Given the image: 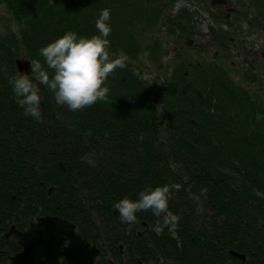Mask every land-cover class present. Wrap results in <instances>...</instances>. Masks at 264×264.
Masks as SVG:
<instances>
[{"label":"trees","instance_id":"trees-1","mask_svg":"<svg viewBox=\"0 0 264 264\" xmlns=\"http://www.w3.org/2000/svg\"><path fill=\"white\" fill-rule=\"evenodd\" d=\"M179 1L0 0L19 28L0 36L5 258L18 249L15 240H5L14 225L22 229L27 220L48 215L75 224L115 222L111 212L125 196L135 200L146 187L179 184L169 200V210L179 218L175 228L157 234L158 217L150 210L138 212L134 222L150 227L149 238L162 257L176 264H264L262 96L236 84L215 62H183L169 80L153 82L158 108L138 65L143 55L155 61L164 55L160 43L148 39L151 34L193 33V14H172ZM105 8L111 13L109 51L125 62L107 78L108 99L73 112L31 77L39 88L41 120L25 115L9 83L19 74L15 60L43 63L40 49L68 31L96 34ZM254 8L252 23L264 29V2L255 1ZM209 31L222 49L232 45L229 33L215 26ZM158 69H163L159 63ZM4 256L0 264H8Z\"/></svg>","mask_w":264,"mask_h":264},{"label":"clouds","instance_id":"clouds-1","mask_svg":"<svg viewBox=\"0 0 264 264\" xmlns=\"http://www.w3.org/2000/svg\"><path fill=\"white\" fill-rule=\"evenodd\" d=\"M110 19V10L102 9L95 23L96 34L89 37L68 31L40 49L43 63L30 62L31 76L54 93L57 104L76 112L108 99L107 78L117 68L125 67L123 58L109 51ZM9 83L25 115L41 120V97L33 79L19 73L10 77ZM180 188L179 184L149 186L139 193L138 199L125 196L114 208L121 221L127 223L135 222L138 212L150 210L158 217L154 230L160 234L164 227L175 228L178 224V216L169 210V200L173 190Z\"/></svg>","mask_w":264,"mask_h":264},{"label":"rangeland","instance_id":"rangeland-1","mask_svg":"<svg viewBox=\"0 0 264 264\" xmlns=\"http://www.w3.org/2000/svg\"><path fill=\"white\" fill-rule=\"evenodd\" d=\"M257 0H227L224 5H213L212 0H180L172 10L173 16L181 10L193 14L195 25L192 34L169 35L164 29L150 35L151 42L158 41L162 53L151 58L143 55L138 65L143 70L144 78L153 90V103L160 108L159 95L153 87V82L159 79L164 83L169 80L178 66L187 62L189 65L196 62L212 61L223 66L229 77L236 84L243 86L259 96L264 102V30L252 21L257 15L254 8ZM264 2V0H262ZM219 15L233 23H216L211 15ZM239 18V21H235ZM212 26L229 33L232 45L222 49L211 41L208 36ZM195 30L198 33H195ZM9 32L18 33L19 28L13 15L11 16L5 4L0 3V36ZM159 65L163 69H158ZM251 77H257L254 81Z\"/></svg>","mask_w":264,"mask_h":264},{"label":"water","instance_id":"water-1","mask_svg":"<svg viewBox=\"0 0 264 264\" xmlns=\"http://www.w3.org/2000/svg\"><path fill=\"white\" fill-rule=\"evenodd\" d=\"M30 62L26 58L16 59L17 72L26 73L31 78ZM114 215L120 218L117 210H114ZM12 235L19 238L22 251L11 258L10 264H94L95 256L99 253L76 234L72 222L58 216L38 217L26 232H19L13 226L5 237L8 239ZM232 255L246 260L239 253L232 252Z\"/></svg>","mask_w":264,"mask_h":264},{"label":"flooded vegetation","instance_id":"flooded-vegetation-1","mask_svg":"<svg viewBox=\"0 0 264 264\" xmlns=\"http://www.w3.org/2000/svg\"><path fill=\"white\" fill-rule=\"evenodd\" d=\"M212 1L213 5H224L227 2V0ZM262 30L264 29L262 28ZM114 210L116 209L114 208L111 214L115 222L73 223L76 234L80 235L83 240H86L91 248L99 252L95 256L94 264H176L173 260L162 257L160 251L154 247L149 238L150 227L148 225L122 222L120 218L114 215ZM37 218L35 220H27L25 228L20 229L14 226L17 231L26 232L30 228V224L35 222ZM5 240L6 244L9 240H15L18 246L14 255L6 256V258L4 256L6 251L0 249V256H4L5 258H2V260L4 262L6 260L10 264L11 258L20 253L22 248L16 235H12L8 239L5 237ZM60 262L63 263V259Z\"/></svg>","mask_w":264,"mask_h":264}]
</instances>
